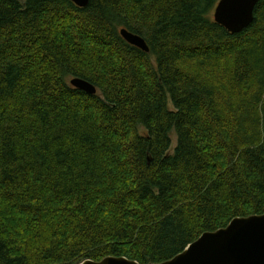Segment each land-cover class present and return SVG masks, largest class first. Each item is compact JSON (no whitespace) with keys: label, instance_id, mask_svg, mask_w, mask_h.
Segmentation results:
<instances>
[{"label":"trees","instance_id":"1","mask_svg":"<svg viewBox=\"0 0 264 264\" xmlns=\"http://www.w3.org/2000/svg\"><path fill=\"white\" fill-rule=\"evenodd\" d=\"M218 1L0 0V264L162 263L264 214V0L237 34Z\"/></svg>","mask_w":264,"mask_h":264},{"label":"water","instance_id":"2","mask_svg":"<svg viewBox=\"0 0 264 264\" xmlns=\"http://www.w3.org/2000/svg\"><path fill=\"white\" fill-rule=\"evenodd\" d=\"M77 7H85L89 0H70ZM262 0H219L213 10L215 24L229 34H237L248 28L253 12ZM119 34L127 43L147 53L144 40L125 29ZM74 88L89 95L96 88L85 80L72 78ZM79 264H138L124 257H105L100 261L84 260ZM154 264H264V214L232 219L226 227L204 232L181 253L162 263Z\"/></svg>","mask_w":264,"mask_h":264},{"label":"rangeland","instance_id":"3","mask_svg":"<svg viewBox=\"0 0 264 264\" xmlns=\"http://www.w3.org/2000/svg\"><path fill=\"white\" fill-rule=\"evenodd\" d=\"M175 143H176V139H175L174 135H172L171 136V148H172V150L175 147Z\"/></svg>","mask_w":264,"mask_h":264},{"label":"bare ground","instance_id":"4","mask_svg":"<svg viewBox=\"0 0 264 264\" xmlns=\"http://www.w3.org/2000/svg\"><path fill=\"white\" fill-rule=\"evenodd\" d=\"M144 40V39H143ZM145 42V41H144ZM127 43V42H126ZM127 44H129V43H127ZM145 44H146V42H145ZM129 45H131V44H129ZM147 45V44H146ZM131 46H133V45H131ZM133 47H135V46H133ZM148 47V46H147ZM135 48H137V47H135ZM69 85H70V83H69ZM71 86V85H70ZM73 89H76V88H74L73 86H71ZM76 90H78V89H76Z\"/></svg>","mask_w":264,"mask_h":264}]
</instances>
